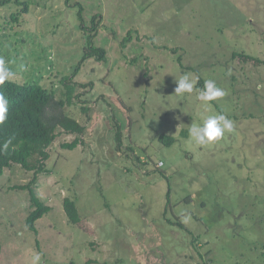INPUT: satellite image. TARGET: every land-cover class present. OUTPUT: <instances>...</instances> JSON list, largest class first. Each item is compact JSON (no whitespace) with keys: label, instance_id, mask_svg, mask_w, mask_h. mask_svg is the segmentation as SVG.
<instances>
[{"label":"rangeland","instance_id":"1","mask_svg":"<svg viewBox=\"0 0 264 264\" xmlns=\"http://www.w3.org/2000/svg\"><path fill=\"white\" fill-rule=\"evenodd\" d=\"M20 1L29 9L17 23L18 6L0 7V57L14 81L54 85L64 99L60 82L84 47L77 3L86 23L101 15L94 42L107 61L89 60L72 79L63 110L86 130L73 150L63 146L75 136L58 130L48 149L49 174L32 185L51 208L37 235L25 225L29 194L18 189L35 171L13 165L0 175V264H31L37 253L41 264H264V66L233 57L264 61V0ZM182 75L214 80L224 114L196 99L198 80L177 97ZM220 114L232 132L210 146L189 143L193 124ZM161 134L176 143L163 146ZM67 197L78 225L63 211Z\"/></svg>","mask_w":264,"mask_h":264},{"label":"trees","instance_id":"2","mask_svg":"<svg viewBox=\"0 0 264 264\" xmlns=\"http://www.w3.org/2000/svg\"><path fill=\"white\" fill-rule=\"evenodd\" d=\"M10 4L19 7L16 13L11 16L12 22L17 23L24 14L28 13L29 3L27 1L21 2L20 0H0V7H6ZM76 6L79 7L77 12L79 21L78 29L83 33L84 47L80 59L72 68L71 76L64 77L62 82H60L65 90V92H63L64 99L66 94L68 97L72 94L71 98L73 97V91L78 85L72 82V79L77 75L80 68L86 62L92 59L98 62L107 61V51L105 48L97 46L94 42L101 26V15L98 14L92 16L88 24L84 20L82 6L78 3ZM133 38L131 30L128 31L127 37L124 38L120 44L122 50L126 48L127 44L130 43ZM137 39L139 40V36ZM173 51L176 52L177 50L173 49ZM233 57L240 58L244 63L252 62L255 65L264 66L263 60L251 55L249 56L244 53L234 52ZM10 61L13 60L10 59ZM178 63L183 70L186 69L181 65V58L178 59ZM9 67L12 68V64H10ZM204 82L205 80L199 77L197 87L203 89ZM71 84H74V86H71ZM0 91L3 92L9 101L7 119L2 125H0V145L9 139L11 140L8 150H0V175L4 173L5 169H8L13 165H19L24 169L35 171L32 182L28 186H19L18 189L27 190L29 194L31 210L25 219V225L29 232L37 235V222L51 212V208L45 205V203L39 198L32 185L36 183L37 174H49V171L46 168V162L50 156L48 149L56 140L58 130L66 135L75 136L74 142L63 146L68 150L75 149L80 143L79 138L84 135L86 128L75 118L65 114L63 110L65 100L61 99L60 101H57V88L54 85L46 87L37 81L17 82L12 79L10 82H5L3 86H0ZM210 103L216 108V110L224 114V111L217 106L215 101ZM184 135H186V133ZM122 137L121 127L116 124L115 142L118 150L122 149ZM158 140L163 146L168 148L176 143L174 137L165 134L158 136ZM160 175L163 178H167L166 173L160 172ZM170 194L171 192L169 189L167 193L166 207L170 206L171 203ZM185 201L190 202L191 197L187 198ZM167 210L168 209L166 208L164 214L168 213ZM63 211L70 224L75 226L80 223V214L75 201L68 197L65 198L63 201ZM177 225L181 229H186L182 223H178ZM1 248L0 242V254ZM91 263L93 262L88 261L86 264Z\"/></svg>","mask_w":264,"mask_h":264},{"label":"clouds","instance_id":"3","mask_svg":"<svg viewBox=\"0 0 264 264\" xmlns=\"http://www.w3.org/2000/svg\"><path fill=\"white\" fill-rule=\"evenodd\" d=\"M15 73L8 66L5 59L0 57V86L5 82H10ZM198 78L190 79L188 75H182L179 79H175L176 87L174 94L177 97H183L185 94H191L197 83ZM225 91L218 87L214 80L208 79L204 82L203 89L198 91L196 99L203 102L205 110L210 106V102L216 101L225 96ZM9 101L7 97L0 91V125L7 119ZM233 121L227 119L224 115H209L203 118L202 123L193 124L189 129V143L195 146H210L220 141L225 133L233 131ZM11 140L0 145V150H8ZM163 162H161L162 164ZM189 216H182V221L187 223ZM31 264H41V257L37 253L32 256Z\"/></svg>","mask_w":264,"mask_h":264}]
</instances>
